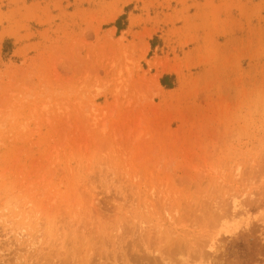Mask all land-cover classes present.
Instances as JSON below:
<instances>
[{"label": "rangeland", "instance_id": "374dc122", "mask_svg": "<svg viewBox=\"0 0 264 264\" xmlns=\"http://www.w3.org/2000/svg\"><path fill=\"white\" fill-rule=\"evenodd\" d=\"M0 264H264V0H0Z\"/></svg>", "mask_w": 264, "mask_h": 264}, {"label": "trees", "instance_id": "16d2710c", "mask_svg": "<svg viewBox=\"0 0 264 264\" xmlns=\"http://www.w3.org/2000/svg\"><path fill=\"white\" fill-rule=\"evenodd\" d=\"M117 24H118V25H117L118 30L121 31V30H122V28L120 27V25H121V21H118ZM170 78H171V77H165V78L162 80L163 85H164L167 89H172V88H173V86H171V85H166V83H165V82H167V80H170Z\"/></svg>", "mask_w": 264, "mask_h": 264}, {"label": "bare ground", "instance_id": "6f19581e", "mask_svg": "<svg viewBox=\"0 0 264 264\" xmlns=\"http://www.w3.org/2000/svg\"><path fill=\"white\" fill-rule=\"evenodd\" d=\"M237 207H238V205H237ZM235 207L236 208V215H233V216H235V219L237 218V219H239L240 217H241V214H240V209H238V208H240V207ZM239 210V211H238ZM235 212V211H234ZM231 216V215H230ZM240 216V217H239ZM236 219V220H237ZM230 220V219H229ZM233 221H234V219H232ZM231 222V221H230ZM233 223V222H232Z\"/></svg>", "mask_w": 264, "mask_h": 264}]
</instances>
